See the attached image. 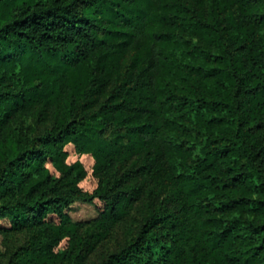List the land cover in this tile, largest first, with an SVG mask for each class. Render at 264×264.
Instances as JSON below:
<instances>
[{
	"label": "trees",
	"instance_id": "16d2710c",
	"mask_svg": "<svg viewBox=\"0 0 264 264\" xmlns=\"http://www.w3.org/2000/svg\"><path fill=\"white\" fill-rule=\"evenodd\" d=\"M19 232L0 264H264V0H0V236Z\"/></svg>",
	"mask_w": 264,
	"mask_h": 264
},
{
	"label": "rangeland",
	"instance_id": "374dc122",
	"mask_svg": "<svg viewBox=\"0 0 264 264\" xmlns=\"http://www.w3.org/2000/svg\"><path fill=\"white\" fill-rule=\"evenodd\" d=\"M97 208L93 204L76 201L71 204L69 210V216L73 221H89L96 217ZM135 211H132L126 219L115 224L107 238L100 241L98 245L92 251L89 261L98 262L110 252H114L120 245H124L135 234L136 218L134 217ZM27 238L26 233H12L5 239L0 236V247L4 248V245L11 249L22 245Z\"/></svg>",
	"mask_w": 264,
	"mask_h": 264
}]
</instances>
